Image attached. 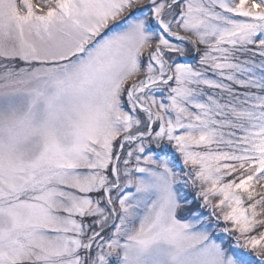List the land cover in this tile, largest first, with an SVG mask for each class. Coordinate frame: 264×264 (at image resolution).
Segmentation results:
<instances>
[{"label": "snow or ice", "instance_id": "6c2138e0", "mask_svg": "<svg viewBox=\"0 0 264 264\" xmlns=\"http://www.w3.org/2000/svg\"><path fill=\"white\" fill-rule=\"evenodd\" d=\"M0 264H264V0H0Z\"/></svg>", "mask_w": 264, "mask_h": 264}]
</instances>
